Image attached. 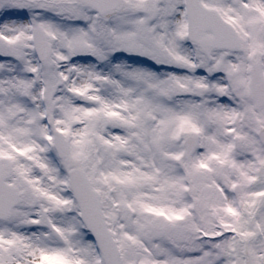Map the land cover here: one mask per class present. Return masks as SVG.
<instances>
[{
	"label": "snow or ice",
	"instance_id": "obj_1",
	"mask_svg": "<svg viewBox=\"0 0 264 264\" xmlns=\"http://www.w3.org/2000/svg\"><path fill=\"white\" fill-rule=\"evenodd\" d=\"M0 264H264V0H0Z\"/></svg>",
	"mask_w": 264,
	"mask_h": 264
}]
</instances>
